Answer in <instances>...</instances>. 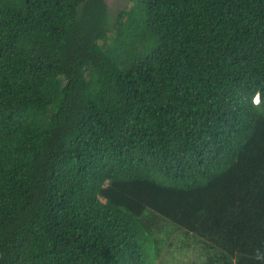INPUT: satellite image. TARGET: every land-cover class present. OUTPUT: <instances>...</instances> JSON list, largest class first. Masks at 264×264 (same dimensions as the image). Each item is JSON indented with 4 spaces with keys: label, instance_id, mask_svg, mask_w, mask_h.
Masks as SVG:
<instances>
[{
    "label": "trees",
    "instance_id": "16d2710c",
    "mask_svg": "<svg viewBox=\"0 0 264 264\" xmlns=\"http://www.w3.org/2000/svg\"><path fill=\"white\" fill-rule=\"evenodd\" d=\"M173 248L264 264V0H0V264Z\"/></svg>",
    "mask_w": 264,
    "mask_h": 264
},
{
    "label": "rangeland",
    "instance_id": "374dc122",
    "mask_svg": "<svg viewBox=\"0 0 264 264\" xmlns=\"http://www.w3.org/2000/svg\"><path fill=\"white\" fill-rule=\"evenodd\" d=\"M111 12L115 13L120 8L124 7L129 0H107ZM259 100V96H256L255 101ZM178 246V245H177ZM193 256V255H190ZM187 255L182 252L181 248H173L171 251L163 254L161 259L165 261V264H184L183 260H186Z\"/></svg>",
    "mask_w": 264,
    "mask_h": 264
},
{
    "label": "bare ground",
    "instance_id": "6f19581e",
    "mask_svg": "<svg viewBox=\"0 0 264 264\" xmlns=\"http://www.w3.org/2000/svg\"><path fill=\"white\" fill-rule=\"evenodd\" d=\"M258 101V100H257Z\"/></svg>",
    "mask_w": 264,
    "mask_h": 264
}]
</instances>
